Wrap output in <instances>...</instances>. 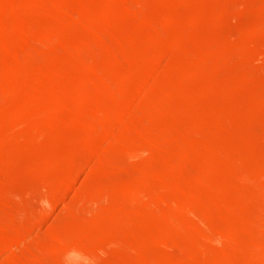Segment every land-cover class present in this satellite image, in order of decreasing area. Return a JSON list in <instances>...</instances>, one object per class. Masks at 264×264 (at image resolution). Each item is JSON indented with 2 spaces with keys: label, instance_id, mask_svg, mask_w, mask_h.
<instances>
[{
  "label": "bare ground",
  "instance_id": "obj_1",
  "mask_svg": "<svg viewBox=\"0 0 264 264\" xmlns=\"http://www.w3.org/2000/svg\"><path fill=\"white\" fill-rule=\"evenodd\" d=\"M170 1H173V3H177V5L186 6L190 10H192L193 8L194 11H190L188 15L185 17L180 16V14H177L175 12L159 13L156 11L155 7L157 8V5L159 3L167 2L169 4ZM209 1L210 0H175V1L174 0H0V59L1 58L4 59V61L0 64V99H10V100L15 99L18 101L17 107L14 108V110L10 111L7 109L9 112L0 113V132H1L0 150L2 146L4 147V145H7L6 144L7 142L15 141V139L19 137L21 134L24 135L23 138L25 137L26 134L29 135L27 136V138L28 137L34 139L44 138L43 136L44 130L42 129V127H44L45 124L50 128L54 126L62 127L68 125L69 127V126H81L84 124H91L90 126L93 127L92 128L89 127V129L87 128L88 130H90L89 131L90 133L86 132L89 133L90 135L87 136L89 137L88 139L86 138V140H88L87 146L85 145L84 147L83 146L79 147L78 145H76L75 147H71L73 143L76 142V140L74 141L71 138L73 140L71 142L73 143L72 144L68 143L71 145L70 146L71 149L69 148L70 149L69 152H67L63 157L57 159L53 158L54 160L48 162L45 166L46 169L51 171L53 170L56 171V169H58L62 164H66L67 166L65 177L64 178L62 177V182H61L62 184L59 186L60 188L57 187L59 189H56L58 193L52 192L54 194L56 193L55 195L56 197H53V199L55 198L57 200V201L55 200V202L58 203L59 199L64 200L63 197H65L68 192L70 194L71 190H73L74 187H72L71 183L75 185L77 183L76 181L80 180V179L77 180V178L79 177V175H81L83 172L86 171L85 169L87 168H84L85 165L91 164L88 161L91 160L89 158L94 159V163H92L93 167L89 166V168L91 169L88 168L90 171L88 172L89 174L106 173V175L109 176V174L113 172L114 175L116 176L115 172L122 170L121 167L124 166L125 162L127 164L130 163L128 158L130 156L134 158L133 156L139 152V149H142L144 145H146V143H149L151 147L150 149L151 152L148 149L146 148L145 149L146 151L152 153L150 154V156L152 157H149V160L147 162L145 161L146 163L143 162L145 163L144 165L142 163V165L144 166L143 168L144 171H141L140 174L138 173L139 170L138 172H136L137 170L134 169L135 172L138 174V177L136 178L131 177L132 181L130 180L128 186L122 189L120 188L121 190L117 191V194L116 196H114V198L113 196H111L112 193L110 194V196L113 198L111 204L116 203V205L118 206L120 205L118 203L124 202L125 200L130 201V199L131 198L133 199V197H143L142 199H144V197H149V198L151 197L150 204L149 206H146L141 213L137 212V210H133L130 211L128 214H123L121 213L122 210L119 209L120 213H118V215L116 213L115 214L118 216V219L121 220L120 223L123 222L121 218L124 217H129L130 222L131 219H134L135 221L138 218H143L145 220H148L147 218L149 215L156 213L158 211L157 207L160 204H162V206H164L163 204H166L168 205L169 208L168 213L162 214L161 211L160 213L165 217V219L171 221L170 223H173L176 226V222H177L176 220H178L179 217L177 215L178 212L180 211L191 212L192 210H194V208L195 209L202 208L200 214L198 212L199 214L198 218L200 222L205 226L204 231L198 229L201 230L200 233L197 231L196 233L199 234L198 235L195 234L196 229L193 228L194 231L192 230V226H193L192 224L194 222H192L190 217L186 216L187 213L185 214L186 222L183 223L186 225L188 224L190 226L191 231L189 230V232L195 234V237L196 236L201 237V239L196 238L195 239L196 241L198 240L202 241V239L203 241H205L207 239L206 244L207 242L208 244H210L208 240H212L213 238L217 237L221 239L220 241L219 240L217 241L220 243L222 241L221 244L224 243L223 245L225 247H226L225 243H230L231 244L230 246H228L229 244L227 245L229 248L232 245L233 248H235L236 243L241 242L240 244L237 245H241L242 243H244L243 239L241 240L242 237L246 239L244 235L246 236L247 233H252V231L258 225L264 226V217L258 215L259 211L253 214L254 213L253 210L249 212V207L244 208L246 206H249L248 203H250V200H254L255 202L257 201L256 203H258L259 201L264 203V195L262 194L264 193V132H263L264 131V72H261V69L262 70L264 69L263 68L264 65L259 64L262 61H263L262 64H264V60H262V57L264 59V45L263 44L256 45L254 43L257 42L254 41H253L254 43H246L247 41L245 42L242 41L240 36L237 37L235 33L232 32L226 33L225 35L223 34L224 39L218 38L216 35L210 33L197 35V31H196L197 27L195 28V26L197 23L201 21H211V22L213 21V23L211 24L226 25L227 20L231 19V17L229 16H232L231 15L233 14L232 11L235 12L234 14H238V18H241L243 15L247 13H251V14L257 13V11L259 12L260 9L259 14L262 13L260 15H262V19H263L262 21H260L261 22L259 23L260 25L257 23L258 22L257 19L256 22L255 21L254 22L256 25L257 24L258 25L257 26L250 25L253 27H250L249 31L246 32H250L252 35L257 34V36L261 35L262 37L263 36L262 34H264V0L257 1V5L261 1H263L262 3L259 4L261 5L259 9H257L256 7L255 0H247V2H245L244 0H217L218 2L216 4H211ZM243 1L245 3H243ZM135 14H138L139 17L136 19L134 25L132 26L127 25L125 20L128 19V17ZM43 15L48 18L46 19L40 18ZM219 25L217 27H219ZM144 26L146 27V29L148 28L150 29L149 30L144 29L143 31L141 28H143ZM182 29L184 30L183 33L187 31L188 33L182 34L181 33ZM107 30H109L110 32H112V30H115L116 34L113 37L106 39L105 37H103L104 36L103 32ZM174 30H178V31L181 30V32L171 33V31ZM236 30L237 32L239 31V29ZM240 33L241 32L239 31L238 34ZM60 41H63L62 44L66 41L70 42L68 44L71 45L68 46H70L71 51L69 52L68 48L64 50L60 48L61 49L60 50L52 47V44L54 42L58 43ZM56 46L60 47L58 46V44ZM172 53L173 54L178 53L179 57L177 56V58H170L171 57L170 55ZM103 55H106L107 59L102 57ZM35 57L45 58L47 61L54 60L57 62V64L45 65L40 67L37 65V62L34 61ZM258 57L259 58L261 57V60H259ZM68 58H71L72 60L74 59L75 61L77 59V63L75 62L77 65L71 66L74 70L72 74L69 73V69L67 68V65H64V63L66 64V60ZM253 60L254 63L257 62V60L260 61V62L258 61L259 63L256 64L260 69L255 68L257 66H255L253 63L252 64L250 63L253 62ZM163 61L168 63H166V67L162 69L161 67H159V64H161ZM258 64L260 65V67ZM124 65L125 67H122ZM250 65L254 67L251 68ZM33 81L35 82V85H33ZM195 83L200 84L198 89L193 88V85ZM224 98H228L229 101H226ZM105 99L109 101H105ZM132 100H135L136 103H132L133 102ZM144 101H149L147 102L148 104L146 105L151 110L149 117V121L151 124L149 125L151 127L156 126L155 124L157 122V119L162 118L164 120V118H168L169 116L175 117L177 120V124L174 123L171 124V126H169L167 125L166 122L162 121L163 123L159 128V130H155V131H152L151 127L147 124L149 127L146 126V129L144 130L142 129L143 132L141 131L142 133L140 134V137L139 138L136 137L134 131V127H135L134 125H137L139 124V122H142L140 121L141 119H139V115L141 108L144 106V105L142 106V103ZM0 112L2 111L0 110ZM115 122L117 123V126L116 128H114L115 129L114 130L111 125L114 124ZM185 123H188L187 125L190 124L191 127L189 126L190 127L189 129H185L187 128V127L185 128L183 127ZM104 126H108V128L110 126L111 127L109 131L106 132L108 134H106V136L103 135L104 137L103 140L101 139L102 140L101 144L95 145L96 143L95 144L93 143L94 141L93 138L95 137V134L97 133L99 128H103L101 129L102 131H104L107 128V127L105 128ZM5 129L8 130L7 134H5V136H2L1 135L2 130ZM54 129L56 128L54 127ZM73 130L76 129L73 128ZM101 130H99L98 135L101 133L100 132ZM260 130L262 133H260ZM45 135H48L46 136V138L48 137L47 141L51 146L50 149H52L53 146L57 145V143L55 144V141L57 137H59L60 135L56 136L55 133L50 131L49 133H45ZM69 135L71 136L72 134ZM63 136L65 137V135H62V137L60 138H63ZM75 136L74 139L77 138ZM21 137L22 135L20 136V138ZM80 137H82V135L78 133V140L83 141L82 139L84 137L83 138ZM187 137L188 139L197 138L195 146L194 144L185 145L183 143V139ZM191 139L189 140L191 141ZM28 140L33 142L36 141L38 143V140H30V139ZM164 141L166 142L164 143ZM21 142L22 141H20V143ZM175 142H181L183 147L181 152L179 150L180 153L179 157H175L173 158V160H169V161L167 160L166 162L163 161L164 163L160 162L159 159L161 158L160 156L161 154L159 153L163 150V147H165L164 150L165 149L166 150L165 153L163 152L162 153L165 154L164 156H166L167 155L166 151L167 153H169L171 150L176 151L173 148ZM14 143L16 142H13L12 144ZM30 144L31 142L27 145L30 146ZM36 145H39V143ZM258 146L259 148L260 147L261 148L259 149ZM47 147L49 148L48 144ZM4 148L6 149L7 147L5 146ZM12 150L10 149V151ZM174 153L173 155L175 156ZM139 154H145V153H143L142 151ZM200 154L202 155V157L199 156ZM8 155H10L9 152ZM12 155L15 156L17 154H12ZM124 155L128 156L127 161L129 163L125 161L123 164L122 160H124L125 158ZM20 156L15 158H19ZM140 156L142 157L143 155H139L138 157L140 158ZM157 156H159V159L157 158ZM93 157H96L97 159L95 160V158ZM116 157H118V159L120 157L122 158L124 157V158L123 159L121 158L117 163L118 159ZM138 157L136 155V159ZM146 157H148V155ZM9 158L12 159L11 155ZM195 158H200L198 159V161L201 160V164L203 166L200 172L198 170L199 173L197 176L193 175L194 176L193 180L195 182L194 184L199 186H203V185L207 186L210 193L206 192L208 195L207 197L197 195V193L196 194L190 193L185 198H178V196H180L181 190L184 189V185H186L185 183L188 180L187 178H185L184 174H183L184 176L183 178L182 175L176 178V175L180 174L178 173L180 171L185 172V170H187L188 167L191 166V164H194L192 163V161H195L194 160ZM165 159H168V157L167 158L165 157ZM133 160L135 161V159H132V161ZM140 160L141 158L139 159V161ZM142 160L144 161V159ZM254 160H256L257 164L255 163ZM15 161L17 163L18 160L15 159ZM4 162L0 160V194L5 193L9 190L11 192V187H12L11 186L12 184H8L9 181L8 182L6 181L7 184L4 183L5 181H3V175L5 173H3L2 175V169L3 167L6 168L5 166H3ZM88 162L90 164H88ZM91 162L93 161L91 160ZM120 162L123 165L121 166L120 164V166H117ZM231 162H233L234 166L233 165L232 166L234 168L232 167L233 170L230 169L228 170V168H231L230 167ZM248 162L250 163L247 164ZM228 164H230L229 167ZM10 168L12 167H9V169ZM132 168L133 166L129 169L132 170ZM134 170H132V172H134ZM154 170L156 171L155 173L153 172ZM161 170L163 172H160ZM189 170H193V168ZM128 172L130 173V171H127L126 173L124 171L125 176ZM7 173L8 171H6V174ZM19 173L17 175H19ZM188 174L190 175L189 172ZM107 178L108 177H106L105 179V181L107 182L109 180L110 181L112 180L110 179L111 177H109V180ZM115 178L118 179V177H114L113 179L114 181L117 180ZM121 178H122L121 181L123 182H121L120 185H123L122 183H124L125 185V177L124 180L123 177ZM9 179L11 180V178ZM102 179H104V177ZM127 181L129 180L127 179ZM107 182L106 184L108 186L109 182L108 183ZM156 182H159L160 184V189L157 188L158 191L153 189V185ZM102 183L103 184H101V186L99 185L100 188L98 187L97 191L92 195L90 193L82 194L81 193L82 191L80 192V189H76L77 187L74 188L78 190L81 194V198H78L79 201L84 202L89 197L93 199L94 198L97 199L96 197L104 194L107 187L105 186V182ZM190 183L191 182H189V185H193ZM90 184L93 183L91 182ZM41 185L44 184L41 183ZM47 185L48 184L45 183L46 187H48ZM111 185L109 184L110 188ZM250 186H255V187L258 186V188L260 189L259 192L256 193V195L254 194L253 197L250 196L249 194L251 193L249 192V190L252 188ZM113 187L115 186L113 185L111 189H113ZM207 187L204 188L206 189ZM256 190L258 189L256 188ZM16 191L18 192V190ZM230 191L233 192L235 191V196H233L232 194L234 193H230ZM83 192H87V191H83ZM14 193L15 192H13V194ZM229 193L233 197H235L234 200L230 199L232 197L227 198L229 197ZM253 193L251 194L253 195ZM74 194H78V193L75 192ZM57 195H59L60 198H57L58 197ZM87 195L88 198H85ZM15 196L17 197V195ZM3 198H1V200H3ZM18 199L16 198L17 202ZM23 199L24 198H22V201ZM48 200H50V198L47 199V201ZM89 200L91 202V199ZM97 200L100 201V199ZM102 200L105 199L102 198ZM107 200L108 199H106L105 201ZM132 201L134 202L133 204L135 205L136 204L135 199H133ZM55 202L53 200V204H52L53 209L55 207L57 208V206L54 204ZM73 204L74 206L72 205V208L76 206L75 203ZM86 204H90V203L88 202ZM91 204L93 203L91 202ZM122 204L120 206H122V209H124ZM84 205L82 207L84 209H82L81 207L80 209L84 210V212L86 210L89 212L90 209H85V207L89 208L90 205L89 206L85 205V207ZM101 205L99 204V206ZM125 205L126 206L128 205L127 207H129V203ZM134 205L130 206L131 210L133 209L132 207L135 206L137 207V204L135 206ZM262 205L263 204H261V206ZM77 206H81V205H77ZM114 206L115 205H113V207ZM220 206H222V209L223 207H226L227 209L226 211H228V216L230 215L238 216L240 212H241L240 214L242 215L245 213V220H243L240 217L242 219L243 224H239L237 221H231L230 219L229 220L230 223H228V225L226 226L220 225L222 227L225 226L223 228V231H218L219 229L216 227L217 225L213 226L212 222L216 218L218 212L220 215L222 214V210ZM263 206L260 208V210L264 208ZM14 208H18V207L15 206ZM72 208L70 209L72 210ZM78 208L79 207H77L76 209ZM106 208L105 210L103 209L102 211L98 208L99 212L96 210V208H94V212L96 211L95 213L97 214L96 218L103 215L106 216L108 215L109 211L113 210L110 209L107 212ZM257 208L256 210H258ZM80 209H78L79 210L78 212H80L84 216L85 213L84 212L82 213ZM243 209L246 210L244 213H242ZM3 210L1 211L3 212ZM25 210L27 211L28 214V210L27 209ZM10 211L11 210L8 209V212ZM26 211L23 212V216L25 217H27V215L25 214ZM16 212L18 213V216L16 218H18L21 214H19L20 211L19 212L15 211L14 214ZM260 212H261L260 214L262 213L264 214V211L262 212L261 210ZM109 213L113 214V212H109ZM72 214L74 218L75 213ZM194 214H192L191 217ZM219 214L217 216H220ZM263 214L262 216H264ZM89 215L87 217H91ZM176 215L178 217H176ZM69 218L70 221L69 219L67 220L71 223L72 217L69 216ZM74 219L75 221L77 219L80 220V218H78L77 216ZM116 220H114V222ZM126 220L129 221V219ZM216 220H218V217ZM236 220L239 219L236 218ZM82 221H84L83 218ZM183 221H185V219H183L182 222ZM164 222L165 221H163V223ZM239 222L241 221L239 220ZM139 223H141V221H139ZM149 223L148 221H145L143 225L140 224V226L142 225L141 226L142 229L140 227L139 229H141V231L145 229H149V230L152 229L149 226ZM6 224L7 223H5L4 226ZM135 224H133V226ZM151 224L152 223H150V225ZM181 224L179 223V225ZM197 224L198 223H196L195 225L197 226ZM67 225L65 228H68ZM113 225L109 227V229L107 230L113 232L114 229ZM116 225H117L116 227L118 228V224ZM121 225L122 224H119L120 227ZM130 225H132V223H130ZM19 226L17 228L20 229V231L17 233L15 231L16 236L14 235L15 237L13 238L11 237L5 238L6 234L0 232L4 234V237H2L3 239H1L0 242V256L5 254L7 257V255H9L11 260L12 258H15L20 254L21 256L19 257L23 256L24 253L22 254L20 253L21 251H19L20 247L25 248L22 243H25L26 241L29 240H26V238H24L23 233L27 235V232H24V228L23 230H21ZM175 226L173 225V227ZM92 228L93 227H91V229ZM128 228H129V224H128ZM153 228L157 229V230L154 229V231L158 232V233L156 232L157 234L154 232L156 236L153 237L152 235V238H147V239L142 238L141 240L138 241V244L135 246L137 248L135 249L139 254L141 253L143 255V251L146 252L147 250L150 252V249L151 248L153 249L155 247L160 248L159 252L161 253L163 252L161 251V248L164 249L169 247L173 248L174 245L176 246V243H178L180 240L183 239L180 236L181 235L179 231L180 229L177 230L175 228L174 229L171 228L172 230L169 231L166 229L164 225L156 226V227L153 226ZM188 229L189 228L184 229L187 231L186 233H189ZM28 230L29 229H27L26 231ZM99 230L98 232L101 231ZM104 230L103 232L106 231ZM141 231L138 233H141ZM255 231H257V229H255ZM74 232H72V234ZM57 234H59V232H57ZM79 234L80 233H78V235ZM182 234L184 233L182 232ZM260 234L259 233L255 234V232L253 231L252 236L254 235V237H257L258 235V237H260ZM84 235L86 236V232ZM80 236L81 239L73 240L71 237H74V235L73 236L64 235V237L62 238L60 237L61 239H57V241L54 244V248H57L60 251H66L74 248L79 252L88 253L89 251L95 252V250L101 248L104 243L103 241H98L96 243L94 242L95 244H91L88 241L87 237L83 235ZM100 236H102V234ZM191 236L193 235L191 234ZM91 240L93 243L94 241L93 237L91 238ZM259 240H261V238H259ZM214 241L216 240L214 239ZM249 242L247 244L248 246H249ZM41 243H43V241H41ZM203 243L205 245V242ZM21 245H23V247ZM32 246L35 247L34 245ZM37 246L39 245L37 244ZM201 246H202V242H201ZM258 246L254 243V247L253 245L251 246L253 251H251V247L249 249L252 253H255L257 251L256 250L257 248L255 249L256 251L254 250V248ZM177 247L179 249V246ZM196 247H198V244ZM245 247L247 246L245 245ZM245 247L242 246V248L244 249ZM204 248L206 249V247L203 246L202 248L203 251ZM209 248L211 249V247ZM260 248L261 246H259V249ZM130 249H133V247H130ZM241 249H239L240 252L242 251ZM246 249L249 250L248 247ZM246 249L245 251H247ZM31 250L33 251V249ZM239 250L238 251L230 250V252H227L225 254L221 252L222 253V255L220 256L222 259L221 262L223 261V264H231V262L233 263L234 260L233 256H235V252L236 254L237 253L240 254ZM167 251L171 253L169 249ZM180 251L184 252V250L182 249H180ZM193 251H195V249L194 250L192 249V251L190 252L197 253V251L196 252ZM199 251L202 252L201 247H199ZM208 251L206 253H208ZM211 251L212 249L210 250V253ZM245 251L243 253H247ZM39 252L43 253L44 251L39 250ZM151 252L153 253V251ZM157 252L158 251H156L155 253L157 254ZM187 252H189V250ZM190 252H189L190 256L187 254L189 258H191L192 255L190 254ZM218 252L220 251L218 250ZM251 252L248 253L250 254ZM42 253H38L40 254L39 256L42 257L43 256L41 255ZM262 253H264V249ZM181 254L183 257L187 256L186 252L184 253L181 252ZM198 254H200V256L202 255L200 252ZM198 254H193V256L194 255L197 256ZM212 254L213 253L210 254L211 255L210 257L206 256L207 254L206 255L203 254V256L205 255L207 258L208 257L211 258V260H209V258L207 260H209L210 263L212 261V264L213 263L221 264V262L218 263V260H216L217 258L214 259L216 260L217 263L213 261V257L216 255L213 254L212 256ZM258 254L256 255L255 253L254 257L258 256ZM158 255L160 258L161 254ZM178 255H176L175 257H178ZM25 256L27 255L25 254ZM182 256L178 257L179 259L176 258V260L173 259L169 260L166 255L162 257L164 259L161 262H160L161 258L158 261L160 263L163 262L162 264H185L186 259L184 260ZM252 256L253 255L251 254V257ZM7 258L9 260V257ZM235 259L239 260V258H235ZM148 260L149 259H147V261ZM205 260L206 259L203 260L205 262L203 264L209 263L208 261ZM150 261L151 262L153 261L152 264H159V262L154 263V257ZM242 261H244V259H242ZM255 261H253V263ZM259 261L263 262L264 260L263 261L259 260ZM244 262L246 263V260ZM143 264H147V263H143ZM259 264L262 263L259 262Z\"/></svg>",
  "mask_w": 264,
  "mask_h": 264
},
{
  "label": "rangeland",
  "instance_id": "obj_2",
  "mask_svg": "<svg viewBox=\"0 0 264 264\" xmlns=\"http://www.w3.org/2000/svg\"><path fill=\"white\" fill-rule=\"evenodd\" d=\"M175 1V0H174ZM245 2H247V0H244ZM243 1V3H245ZM256 1V7H257V9H259L260 8V6L261 5H259L260 3H262L263 1H261L258 5H257V1L258 0H255ZM211 4H216L218 1L217 0H210L209 1ZM162 3V4H161ZM161 3H159L158 5H157V8L155 7V9H156V11L157 12H159V13H161V12H175V13H177V14H180V16H183V17H185V16H187L188 15V13L190 12V11H194L193 10V8H192V10H190L188 7H186V6H181V5H177V3H173V1H170V3L168 4L167 2L165 3V2H161ZM164 3V4H163ZM167 4V5H166ZM162 6H164V7H162ZM259 6V7H258ZM183 8V9H182ZM185 9V10H184ZM188 10V11H187ZM237 10V9H236ZM183 11H184V13H183ZM187 11V12H186ZM238 11V10H237ZM259 12H260V9H259ZM259 12L257 11V13H253V14H251V13H247V14H245V15H243L241 18H238V14H234L235 12L234 11H232V13L233 14H231L232 16H229V17H231V19L230 20H227V22H226V25L224 26V25H219V24H211V23H213V21L211 22V21H201V22H199V23H197L196 24V26H195V28H196V31H197V35L198 34H206V33H210V34H214V35H216L218 38H222V39H224V35L226 34V33H235V35L237 36V37H239L240 36V38L242 39V41H247L246 43H254V42H257V43H254V44H256V45H261V44H263L264 45V34H262L263 36L261 37V35L260 36H257V34H255L256 35V37H255V35L253 34H251L250 32H246V31H249V28L250 27H253V26H257L259 23H261L260 21H262L263 19H262V15H260V14H262V13H260L259 14ZM236 13H239V12H236ZM182 14H184V15H182ZM256 14H259V15H256ZM236 15H237V17H236ZM254 15V16H253ZM234 16V17H233ZM256 16V17H255ZM139 16H138V14H135V15H132V16H130V17H128V19H126L125 21H126V24L127 25H134V23L136 22V19L138 18ZM228 17V18H229ZM259 17V18H258ZM40 18H42V19H46V18H48V17H46V16H41ZM135 18V19H134ZM235 18H236V20H235ZM238 18V19H237ZM258 19V20H257ZM244 20V21H243ZM256 20L258 21L257 23V25L255 24V22H256ZM242 21V22H241ZM252 21V22H251ZM255 21V22H254ZM215 22V21H214ZM233 22V23H232ZM238 24H237V23ZM133 23V24H132ZM232 23V24H231ZM235 23V24H234ZM253 23V24H252ZM214 25V26H213ZM219 25V27H217ZM235 25V26H234ZM250 25H253V26H250ZM260 25V24H259ZM203 27V28H202ZM148 28V27H147ZM248 28V29H247ZM143 31H144V29L145 30H149L150 28H148V29H146V27L144 26L143 28H141ZM236 29H239V31L241 32L240 34H238L239 33V31L237 32V30ZM185 30H187V29H185ZM174 31H176V32H174ZM174 31H171V33H180L181 32V30L180 31H178V30H174ZM109 30H107V31H104L103 32V37H105L106 39H109V38H111V37H113L115 34H116V32H115V30H112V32H110ZM184 32V30L182 29V34H186V33H188V31L187 32H185V33H183ZM109 33V34H108ZM196 33V32H195ZM237 33V34H236ZM221 35V37H220V35ZM224 34V35H223ZM252 35V36H251ZM259 35V34H258ZM223 36V37H222ZM251 36V37H250ZM108 37V38H107ZM197 37V36H196ZM230 37H231V35H230ZM259 37H261V38H259ZM226 38V37H225ZM252 38V39H251ZM227 39V38H226ZM254 41V42H253ZM61 42V43H60ZM60 42H58V43H56V42H54L53 44H52V47H54V48H56V49H67L68 48V51L70 52L71 51V49H70V46H68V45H71V44H68V43H70V42H64L63 44H62V42L63 41H60ZM262 42V43H261ZM55 43H56V45L58 44V46H60V47H57L56 45H55ZM66 43V44H65ZM61 44V45H60ZM262 45V46H263ZM60 49V50H61ZM171 56V57H170ZM169 57L170 58H177V56L179 57V54L178 53H176V54H171ZM102 57H104L105 59H107L106 58V55H103ZM259 58V57H258ZM257 59V58H256ZM79 60H80V58H79ZM78 60V61H79ZM255 60V59H254ZM254 60H253V62H250L251 64L253 63L255 66H257L256 64L257 63H259L260 61L259 60H261V57L259 58V60H257V62H255L254 63ZM262 60H264L263 59V57H262ZM4 61V59L3 58H1L0 59V64L2 63ZM34 61H36L37 62V65L38 66H45V65H52V64H57V62L56 61H54V60H46L45 58H36L35 57V60ZM256 61V60H255ZM259 61V62H258ZM49 62H52V63H49ZM77 63V59H76V61L73 59H71V58H68L67 60H66V64L64 63V65H67V68L69 69V73L70 74H72L73 73V68L71 67L72 65H77L76 63ZM164 62V63H163ZM161 64H159V67H161L162 69L163 68H165L166 67V63H168V62H165V61H163ZM47 63H49V64H47ZM263 63V61L262 62H260L259 64L260 65H264V64H262ZM258 64V65H259ZM161 65H163V66H161ZM260 65H259V67H260ZM69 66V67H68ZM127 66V65H126ZM251 66V65H250ZM122 67H125V65L124 66H122ZM252 67H254V66H251V68ZM262 67V66H261ZM255 68H258V66L257 67H255ZM254 68V69H255ZM264 68V67H263ZM71 69V70H70ZM258 69H260V68H258ZM264 70V69H263ZM262 69H261V72H264ZM258 71H260V70H258ZM33 85H35V82L33 81ZM199 83H195L194 85H193V88H195V89H198L199 88ZM226 101H229V99L228 98H224ZM228 99V100H227ZM10 99H0V110L2 111V112H0V113H7V112H9L8 110H14V108H16L17 107V100H13V99H11L10 101H9ZM1 101H2V103H1ZM105 101H109V100H107V99H105ZM133 102L132 103H136L135 102V100H132ZM225 101V102H226ZM145 102V103H144ZM143 103H142V108H141V111H140V115H139V119H141L140 121H142V122H139V124H137V125H134L135 127H134V131H135V136L136 137H140V134L143 132V130L144 129H146V126H148L149 124H150V121H149V117H150V112H151V110L149 109V107L146 105V104H148L147 102H149V101H144ZM13 103H16V104H13ZM5 105V106H4ZM10 106H11V108H10ZM13 106V107H12ZM4 110H2V109ZM8 109V110H7ZM6 111V112H5ZM147 117V118H146ZM148 119V120H147ZM144 120V121H143ZM146 121V122H145ZM166 122L167 123V125H169V126H171V124H174V123H176L177 124V120H176V118L175 117H168V118H164V120L161 118H159V119H157V122H156V126H150L151 127V130L152 131H155V130H159V128L161 127V125H162V123L163 122ZM141 123V124H140ZM112 124V123H111ZM143 124V125H142ZM148 124V125H147ZM188 123H185V125H183V127L185 128V127H187V128H185V129H189L191 126H190V124L189 125H187ZM91 124H84V125H81V126H69L68 127V125H65V126H62V127H59V126H54L56 129H54V127H52V128H50L49 126H47L46 124H45V126L44 127H42V129L44 130L43 132H44V134H43V136H44V138H37V139H34V138H27V136H29L28 134H26L25 135V137L23 138V134H21L22 135V137L20 138V136L19 137H17L16 139H15V141H12V142H7L6 144L8 145H4V147L6 146L7 148L5 149L3 146H2V148H1V150H0V160L2 161V162H4L3 163V166H5L6 168H4L3 167V169H2V175H3V173H5L4 175H3V181H5L4 183L5 184H7V182L9 181V183L8 184H12L11 186V192H10V190L9 191H7V192H5V193H2V194H0V204L1 203H3V201H4V203L3 204H1L0 205V232H3L4 234H6L5 236V238H13V237H15L16 236V234H15V231H16V233L17 232H19L20 231V229H18L17 227L19 226V225H22V226H19L20 228H21V230H23V228H24V232H27V235L25 234V233H23L24 234V238H26V240H29V241H26L25 243H22L23 245H24V247L25 248H21L20 247V250L19 251H21L20 253H24L23 254V258L22 257H19V256H21V254L20 255H18V256H16L15 258H17V259H15V258H12V260H11V258H10V256L9 255H7V257H9V260H8V258L6 257V255L5 254H3V255H1L0 256V264H143V263H149V264H152L153 263V261L151 262L150 260H152L153 259V257H154V263H158L159 261V259H160V262L164 259V258H162V257H164V256H166L167 255V258L169 259V260H176V258L177 259H179L178 257H180V256H182V254H181V252L182 253H184V252H186V255L188 254L189 255V252L190 251H192V249L194 250L195 249V251H193V252H196L197 251V253H192V252H190V254H192L191 255V258H193V259H191V258H189L188 257V255L185 257H183L182 256V258L186 261L185 262V264L186 263H189V264H203V263H205L203 260L204 259H206L205 261H208L209 263H207V264H212V261H211V263H210V261L209 260H211V258H209L211 255V253H213L214 255H216V256H214L213 257V261L214 262H216V260H218V263H220L221 262V255H222V253L223 254H225V253H227V252H230V250H232V251H238L239 249H241L242 248V246H244L245 247V245L248 247V249L253 245V247H254V243L258 246V244H259V246H261V248L259 249V246L258 247H255L254 248V250L256 249L258 252H259V254H258V252L256 251L255 253H256V255L258 254V256H255L254 257V255H255V253H252L251 251H253V249H252V247H251V251H250V249L249 250H247L246 248L247 247H245V249L247 250V251H245V249L244 248H242L241 250L243 251V249H244V251L245 252H247V253H243L242 251L240 252V250H239V252H240V254L239 253H237V254H239V255H237L236 254V252H235V256H233V258H234V260H233V263L231 262V264H247L248 262L250 263V264H259V262L260 263H262L263 264V256H264V253H262L263 252V249H264V226H260V225H258V226H256L255 227V229H257V231H259V229H260V231H262V232H257V231H255V229L253 230L254 232H255V234H260V233H263V234H260V237H258V235H257V237H254V235L252 236V234H253V231H252V233H247L246 234V236L244 235V237H246V239L245 238H241V240L243 239V241H244V243H242L241 245H237V244H240V243H236V247L235 248H233V245L229 248L228 246H230L231 244L230 243H225L226 244V247L223 245V244H221L222 243V241H221V243L220 242H218L217 240H221V239H219V238H213L212 240H213V242H212V240H208L209 241V243L210 244H208V242H207V244H206V241H207V239L205 240V241H203V239H202V241H196L195 239L196 238H200L201 239V237H198V236H196L195 237V234L196 235H198L199 233H200V231L201 230H205V226L200 222V220H199V218H198V216H199V214H200V211H201V209L202 208H198V209H200V210H198L197 208L195 209L194 208V210H192L191 212H184V211H180V212H178L177 213V215L179 216H177L176 215V217H178V220H176L177 222H176V226H175V224H173V223H170L171 221H169V220H167V219H165V217L163 216V215H161V213L162 214H166V213H168V211H169V208H168V205H166V204H163L164 206H162V204H160L158 207H157V209H158V211L156 212V213H153V214H151V215H149L148 216V220H145V219H143V218H138L137 220H135L134 221V219H131V222H130V218L129 217H124V218H121L122 219V223H120L121 222V220L120 219H118V213H120V210H122L121 211V213H123V214H128L130 211H133V210H137V212H139V213H141L142 211H143V209L146 207V206H149V204H150V198L149 197H144V199H142L143 197H133V199H135V203L137 204V207L133 204L134 202L132 201L133 199L131 198L130 199V201L129 200H125L124 202H125V204H128L129 203V207H127L125 204H124V202H120V203H118V204H122L123 205V208L124 209H122V206H118V205H116V203H114V204H111L112 203V199L114 198V196H116V194H117V191L118 190H121L122 188H124V187H126V186H128L129 185V183H130V180L132 181V178H136V177H138V174L136 173V172H138V170H139V172L138 173H140L141 174V171H144L143 170V168H144V164L149 160V157H152V156H150V154H152V153H150L151 152V147H150V144L149 143H146V145H144V147L142 148V146H141V148L142 149H139V152L137 153V154H135L133 157L134 158H132V156H130L129 158H128V156H125L124 155V157L126 158H124V160H122L123 161V164H124V162L125 161H127L128 159H129V164H127L126 162H125V164H124V166H122L123 164L120 162L117 166H120V164H121V169L122 170H119L118 172H115V174H116V176L114 175V173L113 172H111V174H109V176L108 175H106V173L104 174V173H96V174H89L88 172H90L89 171V169H91V168H89V166L91 167H93V165H92V163H94V159H92V158H89V159H91L93 162H91V160H88L89 162H88V164H90V165H85V167L84 168H87V169H83L85 172H81L80 174L81 175H79V177L77 178V180L78 179H80V180H78V181H76L77 183L74 185L73 183H71L72 184V187H74V188H76V189H80V192L82 193V194H88V193H90L91 195L93 194V193H95L96 191H97V189H98V187L100 188V186H101V184H103L102 182H105V186L107 187V189H106V191L104 192V194H102L101 196H98V197H96L97 199H100V201H98L97 199H93V198H88V195L85 197V198H88V199H86L84 202H80L79 201V199L78 198H81V194H80V192L78 191V190H76V189H74L73 188V190H74V192H73V190H71V192H70V194H69V192L66 194V196L65 197H63L64 198V200L63 199H59V202L57 203V202H55V198L53 199V197H56L55 195H56V193L54 194V193H52V192H57V190L56 189H59L60 187V185L62 184L61 182H62V177L64 178L65 177V173H66V164H62L58 169H56V171L55 170H53V171H51V170H48V169H46L45 168V166H46V164L48 163V162H51L52 160H54L53 158H55V159H57V158H60V157H63L67 152H69V150L71 149V147H75L76 145H78L79 147H84L85 145L87 146V144H88V140H86V138L88 139L89 137H87V136H90L89 135V131L90 130H88L89 129V127H93V126H90ZM114 125V126H113ZM139 125H141V126H139ZM145 125V126H144ZM112 126V128L114 129V128H116V126H117V123L115 122L114 124H112L111 125ZM110 126V127H111ZM148 126V127H149ZM190 126V127H189ZM48 129H47V128ZM106 129L104 130V131H102L101 129H103V128H99V130H101L100 132L102 133H100L99 135H98V133H99V130L97 131V133L95 134V137L96 136H99V137H94L93 139H94V141H93V143L95 144V145H97V144H101V142H102V140H103V137L104 136H106V134H108V133H106V132H108L109 131V129H110V127L108 128V126H104ZM137 127V128H136ZM145 127V128H144ZM147 127V128H148ZM262 127V126H261ZM58 128V129H57ZM61 128V129H60ZM64 128V129H63ZM71 128V129H70ZM73 128L74 129H76V130H73ZM83 128V129H82ZM88 128V129H87ZM90 128V129H91ZM139 128V129H138ZM51 129V130H50ZM53 129V130H52ZM66 129H67V131H66ZM88 130V131H86V130ZM108 129V130H107ZM137 129V130H136ZM143 129V130H142ZM6 130V129H5ZM2 130V136H5V134H7V131L8 130ZM45 130H47V131H45ZM55 130V131H54ZM59 130H60V132H59ZM65 130V131H64ZM107 130V131H106ZM115 130V129H114ZM140 130V131H139ZM49 131L50 132H53V133H55V135L57 136V135H60L59 137H57V139H56V141H55V144L57 143V145H55V146H53V148L52 149H50L51 148V146L49 145V143H48V141H47V139H48V137L46 138V136H48V135H45V133H49ZM56 131H58V132H56ZM74 131V132H73ZM77 131V132H76ZM84 131V132H83ZM142 131V132H141ZM66 132H69V133H66ZM86 132H89V133H86ZM140 132V133H139ZM264 132V131H263ZM1 133V132H0ZM59 133V134H58ZM65 133V134H64ZM78 133H80V135H82V137H80V138H83L82 140L83 141H81V140H78ZM83 133V134H82ZM104 133V134H103ZM260 133H262L261 132V130H260ZM69 134H72L71 136L69 135ZM74 134V135H73ZM62 135H65V137L63 136V138H60V137H62ZM76 135V136H75ZM104 135V136H103ZM74 136L75 137H77V138H75L74 139ZM100 137H102V138H100ZM68 138H69V140H68ZM75 141L76 140V142L78 143H76V142H71V141H73L72 139ZM79 138V139H80ZM99 138V139H98ZM137 138V139H138ZM22 139V140H21ZM24 139H26V140H24ZM28 139H30V140H38V143H39V145H36V144H38L36 141V144H35V142H33V141H29ZM46 139V140H45ZM60 139V140H59ZM97 139V140H96ZM102 139V140H101ZM186 139V140H185ZM185 139H183V143L185 144V145H192V144H194V146H195V143H196V141H197V138L195 139H191V138H189V139H191V141L188 139V137L187 138H185ZM22 141L21 143H20V141ZM24 140V141H23ZM42 140V141H41ZM45 140V141H44ZM64 140V141H63ZM99 140V141H98ZM27 141H28V143H27ZM40 141V142H39ZM47 141V142H46ZM80 141V142H79ZM96 141V142H95ZM185 141H187V142H185ZM13 142H16V143H14V144H12ZM31 142V144H30V146H28L27 144H29ZM62 142V143H61ZM82 142V143H81ZM100 142V143H99ZM166 141H164V143H165ZM20 143V144H19ZM33 143V144H32ZM44 145H43V144ZM48 144V146H49V148L47 147V144ZM63 143H65V144H63ZM68 143H70V144H72L73 143V145L71 146L70 144H68ZM80 143V144H79ZM163 143V144H164ZM187 143V144H186ZM10 144V145H9ZM17 144V145H16ZM63 144V145H62ZM75 144V145H74ZM65 145V146H64ZM18 146V147H17ZM22 146V147H21ZM45 146V147H44ZM71 146V147H70ZM147 146H148V148H147ZM14 147V148H13ZM24 147V148H23ZM61 147V148H60ZM9 148V149H8ZM12 148H13V150H12ZM16 148V149H15ZM35 150H34V149ZM70 148V149H69ZM148 149L149 151H146V149ZM164 148L165 147H163V150L159 153V154H161L160 156H161V158L159 159V156H157V158L160 160V162H162V163H164V162H166L167 160L169 161V160H173V158H175V157H179V150H180V152H181V150L183 149V147H182V144H181V142H175L174 143V145H173V148L176 150V151H173V150H171L169 153H167V151H166V156H164L165 154H163V153H165V150H164ZM258 148H259V146H258ZM257 148V149H258ZM261 148V147H260ZM259 148V149H260ZM4 149V150H3ZM10 149L12 150V151H10ZM48 149V150H47ZM50 149V150H49ZM25 150H27V151H25ZM46 150V151H45ZM53 150V151H52ZM145 150V151H144ZM9 152V154L11 155V157H12V159L11 158H9L10 157V155H8V152ZM19 151H21V152H19ZM61 151H63V152H61ZM143 151V153H145V154H139L140 152H142ZM169 151V150H168ZM3 152V153H2ZM11 152H13V153H11ZM15 152V153H14ZM149 154H148V153ZM163 152V153H162ZM172 152V153H171ZM175 152V153H174ZM19 153V154H18ZM42 153V154H41ZM146 153H147V155H148V157H146L147 155H146ZM170 153H171V155H170ZM173 153L175 154V156L173 155ZM3 154V155H2ZM12 154H17L18 156H20L19 158H15V157H18L17 155H15V156H13ZM23 154V155H22ZM39 154V155H38ZM158 154V155H159ZM163 154V155H162ZM6 155V156H5ZM8 155V156H7ZM58 155V156H57ZM136 155H137V157L139 156V155H143L142 157L140 156V158H141V160L139 161V157L136 159ZM173 155V156H172ZM5 156V157H4ZM164 156V157H163ZM171 156V157H170ZM200 157H202V155L200 154L199 155ZM9 158V160H8V158ZM165 157L167 158L168 157V159H165ZM29 158V159H28ZM93 158H95V160L97 159L96 157H93ZM117 159H118V157H116ZM122 157H120L119 159H118V161H117V159H116V161H117V163L119 162V160L121 159ZM122 158V159H123ZM128 158V159H127ZM146 158V159H145ZM148 158V159H147ZM164 158V159H163ZM171 158V159H170ZM7 161H6V160ZM15 159L16 160H18L17 161V163H16V161H15ZM131 159V160H130ZM132 159H135V161L133 160L132 161ZM142 159H144V161L142 160ZM197 159V160H196ZM198 159H200V158H195L194 160L195 161H192V163H194V164H191V166L190 167H188V169L187 170H185V172L184 171H180V172H178V173H180V174H177L176 175V178L178 177V176H180V175H182V178L184 177L183 176V174L185 175V178H187V180L189 181V182H191L190 184H193V185H189V182L188 181H186V185H184V189L183 190H181V193H180V196H178V198H185L188 194H190V193H194V194H196L197 193V195H201V196H204V197H207L208 195H207V193L206 192H208V193H210V191H209V189H208V187L207 186H205V185H203V186H199V185H196V184H194L195 182H194V180H193V177L194 176H197L198 175V173L201 171V169H202V164H201V160L200 161H198ZM20 160V161H19ZM15 161V162H14ZM142 161V162H141ZM146 161V162H145ZM164 161V162H163ZM255 161V163H256V160H254ZM7 162V163H6ZM19 162V163H18ZM23 162V163H22ZM96 162V161H95ZM143 162H145V163H143ZM251 162V161H250ZM250 162H248L247 164H249ZM5 163H6V165H5ZM21 163V164H20ZM25 163V164H24ZM28 163V164H27ZM31 163V164H30ZM116 163V162H115ZM114 163V164H115ZM133 163V164H132ZM142 163H143V165H142ZM254 163V162H253ZM130 164H131V166H130ZM134 164H135V167H134ZM231 164V168H228V170L230 169V170H233L232 169V167L234 166L233 165V162H231L230 163ZM230 164H228V167H229V165ZM257 164V163H256ZM18 165V166H17ZM27 167H26V166ZM29 165V166H28ZM194 165V166H193ZM201 165V166H200ZM233 165V166H232ZM8 166V167H7ZM63 166V167H62ZM130 166V167H129ZM133 166V168H132V170H134V169H136L137 171L135 172V170H134V172H132V170L131 169H129V168H131ZM200 166V167H199ZM9 167H12V168H10L9 169ZM33 167V168H32ZM127 167V168H126ZM141 167V168H140ZM28 169V171H27V169ZM32 168V169H31ZM65 170H64V169ZM89 168V169H88ZM124 168V169H123ZM140 168V169H139ZM191 168H193V170H189V169H191ZM197 168H199V169H197ZM234 168V167H233ZM5 169H6V171H8V173L6 174V171H5ZM7 169H9V170H7ZM130 171V175L127 173L126 174V176H125V174H124V171H125V173L127 172V171ZM198 170H199V172H198ZM4 171V172H3ZM31 171V172H30ZM63 171H65V172H63ZM190 173V175H191V173H192V175L190 176L189 174H188V172ZM191 171V172H190ZM10 172V173H9ZM13 172V173H12ZM17 172V173H16ZM20 172V173H19ZM58 172V173H57ZM123 172V173H122ZM154 173L156 172L155 170L153 171ZM158 172V171H157ZM160 172H163L162 170L160 171ZM159 172V173H160ZM19 173V175H20V177H19V175H17ZM35 173V174H34ZM85 173H87V174H85ZM120 173H122V174H120ZM11 174H13V175H11ZM62 174V175H61ZM105 175V176H103V175ZM123 174H124V176H123ZM6 175V176H5ZM8 175V176H7ZM111 175V176H110ZM119 175V176H118ZM127 175H128V177H127ZM194 175V176H193ZM15 176V177H14ZM17 176V177H16ZM58 176V177H57ZM81 176V177H80ZM40 177V178H39ZM104 177V179H102ZM106 177H108L107 179L109 180V177H111L110 179H112L111 181L109 180L108 182L107 181H105V179H106ZM113 177V178H112ZM114 177H118V179H120V180H118L117 178H115V179H117V180H113L114 179ZM121 177H123V180H124V177H125V185H124V183H122L123 185H120L121 184V182H123V181H121ZM129 177H130V179H129ZM132 177V178H131ZM189 177V178H188ZM5 178H7V179H5ZM9 178H11V180L9 179ZM129 180V181H127V179ZM14 179H15V181H14ZM18 179V180H17ZM37 179V180H36ZM102 179V180H101ZM216 180V179H215ZM218 180V179H217ZM7 181V182H6ZM18 181V182H17ZM89 181V182H88ZM115 182V183H113V182ZM74 182V181H73ZM93 183V184H90V183ZM106 182L108 183V186H107V184H106ZM41 183H43L44 185H41ZM45 183L46 184H48L47 186L48 187H46L45 186ZM97 183H99V184H97ZM127 183V184H126ZM84 184V185H83ZM89 184V185H88ZM109 184L111 185V184H113L115 187H113V189H111L112 188V186L113 185H111V188L109 187ZM119 184V185H118ZM92 185V186H91ZM97 187H96V186ZM100 185V186H99ZM157 185V186H156ZM95 186V187H94ZM121 186V187H120ZM195 186V187H194ZM52 187V188H51ZM57 187H59V188H57ZM90 187V188H89ZM93 187V188H92ZM189 189H188V188ZM191 187V188H190ZM204 187H207L206 189L204 188ZM250 187H252L250 190H249V192H251V193H253V195L251 194V193H249L250 194V196H254V194L256 195V193H258L259 192V188H258V186L257 187H255V186H250ZM84 188H86V189H84ZM110 188V189H109ZM121 188V189H120ZM157 188L158 189H160V184H159V182H156V183H154V185H153V189L154 190H156V191H158L157 190ZM194 188V189H193ZM256 188L258 189V190H256ZM51 191H50V190ZM197 189V190H196ZM202 189V190H201ZM13 190V191H12ZM16 190H18V192L16 191ZM53 190V191H52ZM56 190V191H55ZM76 190V191H75ZM91 190H93V191H91ZM188 190H189V192H188ZM203 190H205V191H203ZM252 190V191H251ZM19 191H20V193H19ZM83 191H87V192H83ZM91 191V192H90ZM194 191V192H193ZM200 191V192H199ZM201 191H203V192H201ZM13 192H15L14 194H13ZM75 192H77L78 194H74ZM185 192V193H184ZM188 192V193H187ZM19 193V194H18ZM58 193V192H57ZM112 193V194H111ZM230 193H234V194H232L233 196H235V191L233 192V191H230ZM229 193V197H227V198H230V197H232V198H230V199H232V200H234V198L235 197H233L231 194ZM110 194H111V196H113V198L110 196ZM204 194V195H203ZM263 195H264V193H262ZM10 195V196H9ZM15 195H17V197L15 196ZM108 197H107V196ZM9 196V197H8ZM20 196V197H19ZM47 196V197H46ZM58 197L57 198H60L59 197V195H57ZM4 197V198H3ZM11 197V198H10ZM105 197V198H104ZM107 197V198H106ZM111 197V198H110ZM1 198H3V200H1ZM8 198V199H7ZM14 200H13V199ZM16 198L18 199V202H17V200H16ZM20 198H21V200H20ZM22 198H24L23 199V201H22ZM26 198V199H25ZM50 198V200H48L47 201V199H49ZM74 198V199H73ZM102 198L103 199H108L107 201H105V200H102ZM147 198H149V199H147ZM54 200V204L57 206V208L55 207V205H54V209L52 208L53 207V200ZM89 199H91V202L94 204H91V202H90V200ZM146 199V200H145ZM207 199V198H206ZM77 200V201H76ZM111 200V201H110ZM2 201V202H1ZM21 203H20V202ZM25 201V202H24ZM50 201H52V202H50ZM57 201V200H56ZM73 201H76V202H73ZM79 201V202H78ZM109 201V202H108ZM146 201V202H145ZM259 201V200H258ZM6 202H8V203H10V204H8V203H6ZM23 202V203H22ZM49 202V203H48ZM90 203V204H86V203ZM100 202V203H99ZM103 202V203H102ZM139 202V203H138ZM256 203L254 200H250V203H248V205L249 206H246V207H244V208H248L249 207V212L250 211H254V213L253 214H255V213H257V211H259L258 212V215H261V217H264V216H262V214H260L261 212V210H262V212L264 211V208L263 209H261L260 210V208L264 205V203L263 202H261V201H259L258 203H256V204H254V203ZM261 202V203H260ZM73 203H75L76 204V206L77 205H81V206H77V207H79L78 209H80V207L82 208L83 207V205L85 204V205H87V206H89L90 205V207L88 208H86L85 207V205H84V207H85V209H90L89 210V212L86 210L85 212H84V210H82V209H84V208H82V209H80V211H82V213L84 212L85 213V215L83 216L80 212H78L79 210L78 209H76L75 207V209L74 208H72V205L74 206V204ZM104 203H106V204H104ZM108 203V204H107ZM260 203V204H259ZM13 206H12V205ZM14 204H16V205H14ZM20 204V205H19ZM22 204V205H21ZM50 204V205H49ZM99 204L101 205V206H99ZM132 204V205H131ZM142 204V205H141ZM261 204H263L262 206H261ZM10 205H11V207H10ZM107 205V206H106ZM111 205H112V207H111ZM113 205H115L114 207H113ZM135 206V207H132L133 209L131 210L130 208V206ZM166 205V206H165ZM251 205V206H250ZM253 205H254V207H253ZM256 205H259V206H256ZM18 207V208H14V207ZM25 208H24V207ZM51 206V207H50ZM118 206V207H117ZM212 206H214V205H212ZM2 207H5V208H2ZM7 207H10V208H7ZM107 207V208H106ZM140 207V208H139ZM163 207V208H162ZM253 207V208H252ZM258 207V208H257ZM264 207V206H263ZM2 208V209H1ZM14 208V209H13ZM22 208V209H21ZM51 208V209H50ZM70 208H72V210L74 211V210H76V211H72ZM94 208H96V210L99 212V209L102 211L103 209L105 210V208H106V210H107V212L110 210V209H113V210H111V211H109V212H113V214L111 213H109L108 212V215H106V216H104L106 219H108V220H106L103 216H99V217H97L96 218V216H97V214L94 212ZM99 208V209H98ZM142 208V209H141ZM220 208H221V210H222V214L220 215L219 214V212L217 213V215L219 214L220 216H217L216 215V218L213 220V222H212V224H213V226L215 225H217L216 227L219 229L218 231H223V228L226 226V225H228V223H230V219H231V221H237L239 224H243V222H242V219L243 220H245V209H243V211H242V213H244L243 215L242 214H238V216L237 215H230V216H228V211H226L227 209H226V207H223V209H222V206H220ZM256 208L258 209V210H256ZM4 209V210H3ZM5 209H7V210H5ZM8 209L9 210H11L10 212H8ZM16 209H18V210H16ZM24 209V210H23ZM25 209H27L28 210V214H27V211L25 210ZM53 209V210H52ZM91 209H92V211H91ZM120 209V210H119ZM251 209V210H250ZM1 210H3V212L1 211ZM22 210V211H21ZM50 210H52V211H50ZM69 210H70V213H71V215H70V213H69ZM115 210V211H114ZM15 211H20L19 212V214H21L18 218H16L17 216H18V213L16 212L15 214H14V212ZM24 211H26L25 212V214L27 215V217H25V216H23V212ZM49 211V212H48ZM118 211V212H117ZM160 211H161V213H160ZM226 211V212H225ZM256 211V212H255ZM29 212H31V213H29ZM52 212V213H51ZM198 212H199V214H198ZM5 213V214H4ZM9 213H10V215H9ZM50 213V214H49ZM72 213H75L76 214V216L78 217V218H80V220L79 219H77L76 221H75V219L74 218H76V216H75V214H74V218H73V214ZM89 216H91V217H87L88 215ZM117 215H116V214ZM183 213V214H182ZM187 213V215L186 216H188V217H190L191 218V220H192V222H194L192 225V230H193V228L194 229H196L195 230V234H193V233H191V232H189V230L191 231V229H190V226L187 224H183L184 222H186V218H185V214ZM194 214L192 217H191V215L192 214ZM252 213V212H251ZM17 214V215H16ZM24 214V215H25ZM34 216H33V215ZM191 214V215H190ZM14 215H16V216H14ZM28 215H30V216H28ZM110 215H111V217H110ZM114 215V216H113ZM183 215V216H182ZM264 215V214H263ZM11 218H10V217ZM68 216V217H67ZM69 216L70 217H72V219H71V223L69 222L70 221V218H69ZM116 216V217H115ZM152 216H155V217H152ZM182 218H181V217ZM226 216V217H225ZM234 216V217H233ZM32 217V218H31ZM38 217V218H37ZM217 217H218V220H216L217 219ZM242 219H241V218ZM244 217V218H243ZM22 218V219H21ZM82 218L84 219V221H82ZM103 218V219H102ZM111 218V219H110ZM151 218H152V221H151ZM156 218V219H155ZM226 220H225V219ZM236 218H238L241 222H239V220H236ZM14 219V220H13ZM28 219V220H27ZM30 219V220H29ZM33 219V220H32ZM40 219V220H39ZM67 219H69V221L67 220ZM73 219H74V221H73ZM117 219V220H116ZM124 219V220H123ZM126 219H129V221L128 220H126ZM158 219V220H157ZM183 219H185V221H183L182 222V220ZM36 220H37V222H36ZM78 220H79V222H78ZM99 220V221H98ZM106 220V221H105ZM113 220V221H112ZM114 220H116L115 222H114ZM118 220H119V222H118ZM155 220H157V221H155ZM19 221V222H18ZM23 221V222H22ZM32 221V222H31ZM82 221V222H81ZM98 221V222H97ZM139 221H141V223H139ZM145 221H148V223L150 222V223H152L151 225H150V223H149V226L152 228V229H145V230H143V231H141V229H142V225L145 223ZM153 221H154V223H153ZM163 221H165L164 223H163ZM169 223H167V222ZM8 222H10V223H8ZM33 222H34V224H33ZM62 222H64V223H62ZM73 222H74V224H73ZM91 222V223H90ZM118 222V223H117ZM127 222V223H126ZM132 223V225H130V223ZM138 222V223H137ZM159 222V223H158ZM181 222H182V224H181ZM191 222V223H192ZM5 223H7L5 226H4V224ZM15 223V224H14ZM21 223H23V224H21ZM60 223H61V225H60ZM77 223V224H76ZM96 224V225H93V224ZM111 223H112V225H113V223H114V229H113V232H111L110 230H107V229H109V227H111L112 225H111ZM136 223V224H135ZM158 223V224H157ZM179 223L181 224V225H179ZM196 223H198L197 224V226L195 225ZM10 224H11V226H10ZM65 224V225H64ZM68 224V225H67ZM92 224V225H91ZM98 224H99V226H98ZM103 224H104V227L106 228H104L103 227ZM107 224H109V225H107ZM116 224H118V228L116 227L117 225ZM119 224H122L121 225V227L119 226ZM128 224H129V228H128ZM133 224H135L134 226H133ZM140 224H142L141 226H140ZM160 224V225H159ZM166 224H168V225H166ZM24 225V226H23ZM26 225H27V227H26ZM60 225V226H59ZM66 225H67V227L68 228H65L66 227ZM72 225V226H71ZM84 225V226H83ZM89 225V226H88ZM102 225V226H101ZM107 225V226H106ZM127 225V226H126ZM139 225V226H138ZM161 225H164L165 227H166V229L167 230H172V229H177V230H179L180 231V233H181V235H180V233H179V235L181 236V238H183L182 240H180L178 243H176V246L174 247L173 246V248L172 247H169V248H161V251H163V252H159L160 250V248H158V247H155V248H157V249H155V248H151L150 249V252L147 250L146 252L145 251H143V255L141 254H139L137 251H136V245L138 244V241L139 240H141L142 238L143 239H147V238H152V235H153V237H155L156 235L154 234V232L156 233L157 231H154V229L155 228H153V226H161ZM173 225L175 226V227H173ZM185 225H186V227L187 228H189L188 229V232L189 233H186L187 231L186 230H184V229H187L186 227H185ZM220 225H225L224 227H222V226H220ZM8 226V227H7ZM35 226V227H34ZM64 226V227H63ZM74 226V227H73ZM82 226V227H81ZM96 226H98V227H96ZM132 228H131V227ZM180 226H181V228H180ZM189 226V227H188ZM11 227V228H10ZM16 227V228H15ZM34 227V228H33ZM80 227H81V229H83V230H81L80 229ZM86 227V228H85ZM91 227H93L92 229H91ZM100 227H103V228H100ZM108 227V228H107ZM138 227V228H137ZM139 227L141 228V229H139ZM179 227V228H178ZM29 229L28 231H26L27 229ZM33 230H32V229ZM60 228V229H59ZM88 228V229H87ZM172 228V229H171ZM259 228V229H258ZM9 229H10V231H9ZM31 229V230H30ZM69 229H70V232H69ZM80 229V230H79ZM101 231H100V230ZM106 231H105V230ZM122 229V230H121ZM136 229V230H135ZM198 229H201V230H198ZM221 229V230H220ZM261 229H263V230H261ZM18 230V231H17ZM55 230V231H54ZM58 230V231H57ZM65 230V231H64ZM72 230V231H71ZM86 230V231H85ZM98 230L100 231V232H98ZM103 230L105 231V232H103ZM118 230V231H117ZM126 230H128V231H126ZM138 230V231H137ZM155 230H157V229H155ZM217 230V229H216ZM59 232V234H57V232ZM61 231V232H60ZM62 231H64V232H62ZM75 231V232H74ZM79 231V232H78ZM125 231V232H124ZM141 231V233H138V232H140ZM185 231V232H184ZM194 231V230H193ZM199 232L198 234L196 233V232ZM53 232H55V233H53ZM72 232H74L73 234H72ZM80 233L79 235H78V233ZM85 232H86V236L84 235L85 234ZM96 232V233H95ZM122 232H123V234H124V236H123V234H122ZM149 232H150V234H149ZM182 232L184 233V234H182ZM3 233H0V242H1V239H3L2 237H4V234ZM88 233V234H87ZM109 233V234H108ZM152 233V234H151ZM158 233V232H157ZM156 233V234H157ZM70 235V236H73L74 235V237H71L73 240H78V239H81V236L80 235H83V236H85V237H87L88 238V241L91 243V244H95L96 242H98V241H103L104 243H103V245H102V247L101 248H99V249H96L95 250V252L94 251H89L88 253L87 252H79L78 250H75L74 248H72V249H69V250H66V251H60V250H58L57 248H54V244H55V242L57 241V239H61L62 237H64V235L65 236H67V235ZM102 234V236H100ZM120 234V235H119ZM188 234H189V236H188ZM191 234L193 235V236H191ZM248 234H250V235H248ZM15 235V236H14ZM59 235V236H58ZM93 235H95V236H93ZM98 237H97V236ZM108 235V236H107ZM150 235V236H149ZM247 235H248V237H249V239H248V237H247ZM28 236H30V237H28ZM100 236V237H99ZM103 236H105V237H103ZM120 236V237H119ZM123 236V237H122ZM129 236V237H128ZM187 236V237H186ZM251 236V237H250ZM256 236V235H255ZM262 236V237H261ZM61 237V238H60ZM93 237V243H92V240H91V238ZM108 237V238H107ZM191 237V238H190ZM194 237V238H193ZM27 238H29V239H27ZM31 238V239H30ZM95 238V239H94ZM96 238H98V239H96ZM110 238V239H109ZM131 238V239H130ZM140 238V239H139ZM251 238V239H250ZM253 238V239H252ZM259 238H261V240H259ZM54 239V240H53ZM185 239V240H184ZM214 239L216 240V241H214ZM245 239V240H244ZM43 241V243H41V241ZM133 240V241H132ZM188 240V241H187ZM257 240H259V241H257ZM263 240V241H262ZM25 241V240H24ZM136 241V242H135ZM184 241V242H183ZM250 241V242H249ZM95 242V243H94ZM187 242H189V243H187ZM193 242V243H192ZM201 242H202V246H201ZM203 242H205V245H204V243ZM248 242H249V246L247 245L248 244ZM257 242V243H256ZM259 242V243H258ZM263 242V243H262ZM28 245H30V246H28ZM31 243V244H30ZM182 243V244H181ZM186 245H185V244ZM192 243V244H191ZM200 243V244H199ZM253 243V244H252ZM37 244L39 245V246H37ZM42 244V245H41ZM133 244H135V245H133ZM196 244V245H195ZM197 244H198V247H196L197 246ZM229 244V245H228ZM244 244V245H243ZM23 245H21L22 247H23ZM26 245V246H25ZM32 245H34L35 247H33ZM187 245H188V247H187ZM200 245V246H199ZM228 245V246H227ZM263 245V246H262ZM37 246V247H36ZM177 246H179V249H178V247ZM203 246H205L206 247V249L204 248V251H203ZM208 246V247H207ZM224 246V247H223ZM239 246V247H238ZM30 247H32V248H30ZM39 247V248H38ZM130 247H133V249H130ZM182 247V248H181ZM199 247H201V250H202V252L201 251H199ZM209 247H211V249H212V251H211V253H210V248ZM227 247H228V249H227ZM239 249H238V248ZM262 247H263V249H262ZM36 248V249H35ZM41 248V249H40ZM136 248V249H135ZM172 248V249H171ZM186 249V251H185V249ZM233 248V249H232ZM237 248V249H236ZM23 249H24V251H23ZM28 249V250H27ZM31 249H33V251L31 250ZM34 249H35V251H34ZM53 251H52V250ZM170 250L171 251V253L169 252V251H167V250ZM180 249H182V250H184V252L183 251H180ZM208 249H209V251H208ZM27 250V251H26ZM29 250H31V251H29ZM39 250L40 251H44L43 253L42 252H39ZM54 250H56V251H54ZM99 250V251H98ZM165 250V251H164ZM189 250V252H187ZM218 250L220 251V252H218ZM226 250H228V251H226ZM23 251V252H22ZM151 251H153V253L151 252ZM156 251H158L157 252V254L155 253ZM208 251V253H206ZM231 251V252H232ZM262 251V252H261ZM31 252V253H30ZM33 252H34V254H33ZM137 252V253H136ZM145 252V253H144ZM165 252H166V254H165ZM201 253L202 255L200 256V254H198V253ZM204 252V253H203ZM222 252V253H221ZM248 252H251L250 254L248 253ZM38 253H42L41 255H43L42 257L41 256H39L40 254H38ZM151 253V254H150ZM164 253V254H163ZM25 254L27 255V256H25ZM32 254V255H31ZM84 254V255H83ZM137 254V255H136ZM145 254H147V255H145ZM158 254H161V257L159 258V255ZM163 254V255H162ZM169 254H171V255H169ZM178 254H181V255H178ZM193 254H198L197 256L196 255H194L193 256ZM203 254H207L206 256H209L208 258H209V260H207L208 258L205 256H203ZM213 254H212V256H213ZM220 254V255H219ZM249 255V258H248V255ZM251 254L253 255L252 257H251ZM262 256H261V255ZM5 255V256H4ZM145 255V256H144ZM153 255V256H152ZM156 257H158V258H156ZM169 255V256H168ZM176 255H178V257H175ZM183 255H185V254H183ZM219 255V256H218ZM247 255V256H246ZM139 256V257H138ZM174 256V257H173ZM190 256V255H189ZM238 256V257H237ZM242 256V257H241ZM26 257V258H25ZM143 257V258H142ZM147 257V258H146ZM170 257V258H169ZM173 257V258H172ZM194 257H196V258H194ZM244 257H247V258H244ZM33 258H35V259H33ZM201 258V259H200ZM217 258V259H216ZM219 258V259H218ZM235 258H239V260L237 259H235ZM254 258H256V259H254ZM261 258V259H260ZM140 259V260H139ZM145 259V260H144ZM147 259H149L148 261H147ZM166 259V258H165ZM181 259V258H180ZM187 259H189V260H187ZM197 259V260H196ZM203 259V260H202ZM214 259H216V260H214ZM241 259V260H240ZM242 259H244V261L246 260V263L244 262V261H242ZM253 259V260H252ZM262 260L263 262H261V261H259V260ZM18 260V261H17ZM143 260V261H142ZM194 260V261H193ZM251 260V261H250ZM256 260V261H255ZM257 260H258V262H257ZM35 263H34V262ZM157 261V262H156ZM202 261V262H201ZM236 261H238V262H236ZM240 261H241V263H240ZM253 261H255L254 263H253ZM27 262V263H26ZM31 262V263H30ZM38 262V263H37ZM143 262V263H142ZM159 262V264H162V263H160ZM243 262V263H242ZM217 263V262H216ZM248 263V264H249ZM213 264H215V263H213ZM221 264H223V261L221 262Z\"/></svg>",
  "mask_w": 264,
  "mask_h": 264
}]
</instances>
